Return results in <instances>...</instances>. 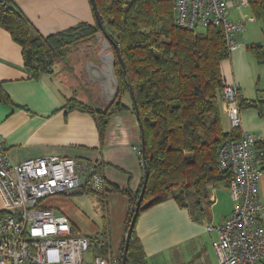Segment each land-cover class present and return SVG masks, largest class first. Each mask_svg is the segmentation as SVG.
<instances>
[{
    "label": "trees",
    "instance_id": "trees-1",
    "mask_svg": "<svg viewBox=\"0 0 264 264\" xmlns=\"http://www.w3.org/2000/svg\"><path fill=\"white\" fill-rule=\"evenodd\" d=\"M89 3L95 18L90 0ZM94 3L100 23L118 45L125 73L116 59L118 97L106 112L76 98L68 99L67 106L93 115L102 138L113 114L127 110L135 114L129 91L132 89L144 141L143 156L141 143L137 156L143 180L147 172L148 181L127 243L125 264H147L134 231L142 212L173 200L179 208L203 215L210 205L212 189L220 186L228 189L231 172L220 169L218 151L225 142L237 141L242 135L239 128L225 132L219 115L224 88L219 64L229 58L230 50L216 27H206L202 32L178 27L173 0H94ZM249 9L253 19L264 27V0H249ZM94 20V24L82 22L43 36L32 30L30 21L12 0H0V24L21 47L23 66L31 79L52 74L59 62L69 67L70 51L86 47L84 44L100 32ZM248 48L256 63L264 64L262 45L253 43ZM75 59L77 64L78 58ZM124 93L129 94V106L122 102ZM236 99L239 111L253 109L264 118V99L247 100L240 92ZM0 102L11 103L1 83ZM253 148L263 156L257 158L264 166V140L257 138ZM142 186L143 181L132 192L106 183L103 193L84 194L97 196L103 205L107 193L124 195L128 204L126 233ZM98 237H87L90 249L106 258L110 252L106 226Z\"/></svg>",
    "mask_w": 264,
    "mask_h": 264
},
{
    "label": "crops",
    "instance_id": "crops-1",
    "mask_svg": "<svg viewBox=\"0 0 264 264\" xmlns=\"http://www.w3.org/2000/svg\"><path fill=\"white\" fill-rule=\"evenodd\" d=\"M12 1L30 21L32 30L43 36L77 26L82 22H95L89 0ZM239 38V48L230 51L229 58L219 64L220 77L224 86L235 87L243 98L264 99L263 90L260 88L264 64L256 63L248 48V45L260 43V40L256 39L247 44ZM86 49L87 47L77 49L79 78L85 76L82 69L86 61ZM55 76L53 69L52 74H43L37 79L29 78L23 66L21 47L0 24V83L11 100L10 104L0 102V136L6 161L16 165L47 155L70 157L96 164L106 183L120 189L137 191L143 181V172L136 151L141 143V133L135 114L130 110L113 114L101 138L96 118L88 112L69 109L67 100L76 98L84 103L88 102L89 106L97 111H101L98 109L100 105L93 103L90 97L85 102L79 95L67 96V90L71 92L72 87L61 88L63 83L58 87V83H53ZM94 89L100 91L97 85ZM85 94L89 96L90 93L85 91ZM99 100L103 105L106 102L102 96ZM130 103L129 97L128 103L125 104L129 106ZM219 115L221 127L225 132H229L231 127L227 105L222 101ZM239 129L242 134L254 135L264 140V118L260 117L256 110H240ZM257 157L263 158L258 152ZM257 161L261 170L264 167L260 165L262 161L258 158ZM258 188V200L264 205V170H261ZM74 195L80 194L70 196ZM209 200V213H202L203 215L181 209L173 200H167L139 215L134 231L147 264H219L211 247L216 233L208 232L205 227H215L223 223L232 212L233 200L228 189L222 186L212 189ZM46 206L55 212L52 205ZM55 207L62 211L55 212L56 214L65 215L69 219L72 234L84 228L96 237L98 232L93 230L92 225L86 226L88 220L73 204L60 198ZM102 207V220L108 231L109 255H119L125 238L127 199L119 193H107ZM1 212L3 204L0 199ZM97 256L102 257L91 249L85 254L89 261Z\"/></svg>",
    "mask_w": 264,
    "mask_h": 264
},
{
    "label": "built area",
    "instance_id": "built-area-1",
    "mask_svg": "<svg viewBox=\"0 0 264 264\" xmlns=\"http://www.w3.org/2000/svg\"><path fill=\"white\" fill-rule=\"evenodd\" d=\"M175 24L197 30L216 27L230 51L239 48L244 23L230 20L231 8L249 7V0H173ZM253 20V18H251ZM239 91L224 86L230 127L239 128ZM256 136L242 134L218 151L221 170L231 172L228 191L233 209L223 223L205 227L216 233L211 247L219 264H262L264 261V205L259 199V169L253 145ZM0 136V264H121V254L85 258L90 241L74 236L69 219L43 204L50 197L106 189L96 164L54 155L8 163ZM140 154V146L136 149Z\"/></svg>",
    "mask_w": 264,
    "mask_h": 264
},
{
    "label": "rangeland",
    "instance_id": "rangeland-1",
    "mask_svg": "<svg viewBox=\"0 0 264 264\" xmlns=\"http://www.w3.org/2000/svg\"><path fill=\"white\" fill-rule=\"evenodd\" d=\"M229 12H230L229 13L230 20L235 21L237 23L239 21H242L244 23L243 25L244 30L240 34L241 35L240 38L243 40V43L247 42V44H250L254 40L258 39L260 40L259 44L262 45L263 52H264V27L261 22L254 20V19L251 20V18H253V15L252 13H250L251 11L249 7L240 8V9L231 8ZM199 31L202 32L203 29L200 28ZM78 55L79 54H78L77 47H76L75 49L71 50L69 53V60L71 61V64H68L69 67H67V65L64 64V62H59L55 65L54 71H55L56 76L53 78V83L55 84L58 83L57 84L58 87H60L59 84L63 83L64 85H61V88L62 87L65 88V86L72 87L71 92L67 90L68 91L67 96L72 97L73 96L72 94L79 95V98L84 99L86 102L88 97H90L91 99L96 97L97 95L95 96L94 94H96L97 92L95 91L96 89H94L93 86L91 87V85L89 87H85V84L83 83L85 81L82 78L78 77L79 67L76 64V59H75L77 58ZM80 55L81 57H83L85 54L83 55V53H81ZM263 72H264V69H263ZM58 79L59 80L62 79L63 81L61 82L60 80L56 82ZM260 88L263 90V94H264V76L262 77ZM85 91H88L90 93L89 96L85 94ZM128 95H129L128 93H124V95L122 96V100L126 101L125 103H128V99H129ZM60 198L65 199L66 201L70 202V204H73L76 210L82 213L83 217H85L88 220V222L86 221V226L88 227L92 225L93 230L98 232L96 237H98L100 234L103 233L104 222L102 220L103 219L102 214L104 215V207H102V203L97 196L93 194H80V195H74L70 197L69 196L50 197V198L45 199L43 201V204L45 206L52 205L56 213H61L62 211L56 209L57 207H55L57 204V200ZM206 213H209V212L206 211ZM204 218H206V216ZM73 235L74 236H81V235L86 236L87 235V236L94 237L93 233L89 231H85L84 228L79 229V231L76 230L73 233ZM93 250L94 248L91 249V251Z\"/></svg>",
    "mask_w": 264,
    "mask_h": 264
},
{
    "label": "water",
    "instance_id": "water-1",
    "mask_svg": "<svg viewBox=\"0 0 264 264\" xmlns=\"http://www.w3.org/2000/svg\"><path fill=\"white\" fill-rule=\"evenodd\" d=\"M92 3V8L94 9V14H95V18L97 23L99 24L100 27V32L95 34V39H98L99 37L102 38V40H98V45L100 47V53L99 52H95V56H97V62H94L93 60H88V50L89 47H87V49L85 50V59L86 61H84L83 63V69L82 71L85 73L86 76V82H83L85 85H90L91 84H95L99 87V92L101 93L100 95L103 97V99H105L107 95H109V93L111 92V98L107 99L108 102V106H106V109L104 111H99V112H106L109 109V106H111L112 104H114V102L117 100L118 97V81L115 75V63H116V59L120 65V69H122L123 73H125V69H124V64L123 61L121 59L120 53H119V48L118 45L115 44L114 40L111 38V36L109 35L108 32H106L105 28L102 26V24L100 23L99 17L97 15V12L95 10V3L94 0H90ZM110 48L114 49V53H109L108 57H109V62H107L106 64H103V60L105 59L104 52L106 50H109ZM101 71H103L104 73H106L109 76V79H106L101 73ZM131 97L133 99V106L135 109V115L138 118V110H137V106H135V101H134V96H133V91L131 88H129ZM144 141L141 139V155L143 156V151H144ZM148 179V173L145 172L144 173V180H143V186L141 189V192L139 194V199L137 200V204L136 206V210H135V214L132 218V221L129 224V227L125 233V238H124V248L122 251V255H121V264H125L126 263V254H127V246H128V242H129V238H130V234H131V230H132V226L133 223L135 221V217H137V212L138 209L140 207L143 195L145 193V188L147 185V180Z\"/></svg>",
    "mask_w": 264,
    "mask_h": 264
},
{
    "label": "flooded vegetation",
    "instance_id": "flooded-vegetation-1",
    "mask_svg": "<svg viewBox=\"0 0 264 264\" xmlns=\"http://www.w3.org/2000/svg\"><path fill=\"white\" fill-rule=\"evenodd\" d=\"M98 40H102V38H98V39H92L89 43L88 42H86L84 45L86 46V47H89V59L90 60H95V62H97V56H95V52L97 51V52H99L100 51V47H99V45L97 44V42H98ZM106 51H108L109 53H113L114 52V49L113 48H110L109 50H106ZM100 53V52H99ZM109 53L107 54L106 52H104V55H107V56H105V59L103 60V64H106L107 65V62H109V57H108V55H109ZM88 59V60H89ZM101 73H103L102 75L106 78V79H109V76L106 74V73H104L103 71H101ZM80 78H82L85 82H86V78H84L83 76H80ZM90 85L91 86H93V87H95V84L93 85V84H91L90 83ZM90 85H85V87H89ZM97 93L96 94H94L96 97H94L93 99H92V101H93V103H98L99 105H100V107L98 108L99 110H101V111H104L105 109H106V106H108V102H107V99H109V98H111V92L109 93V95H107V96H105L106 98L104 99L106 102H104V105H103V103L101 104V102H100V100H99V98H100V92L99 91H96Z\"/></svg>",
    "mask_w": 264,
    "mask_h": 264
}]
</instances>
